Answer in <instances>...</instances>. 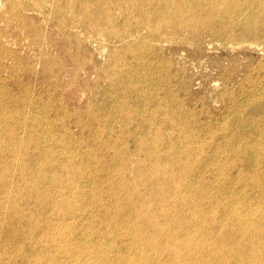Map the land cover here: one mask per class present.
<instances>
[{
	"label": "rangeland",
	"instance_id": "obj_1",
	"mask_svg": "<svg viewBox=\"0 0 264 264\" xmlns=\"http://www.w3.org/2000/svg\"><path fill=\"white\" fill-rule=\"evenodd\" d=\"M131 1L0 0V264H263L264 0Z\"/></svg>",
	"mask_w": 264,
	"mask_h": 264
},
{
	"label": "bare ground",
	"instance_id": "obj_2",
	"mask_svg": "<svg viewBox=\"0 0 264 264\" xmlns=\"http://www.w3.org/2000/svg\"><path fill=\"white\" fill-rule=\"evenodd\" d=\"M33 1H34V0H33ZM132 1H133V0H132ZM132 1H131V2H132ZM134 1H135V0H134ZM153 1H154V0H153ZM169 1H170V0H169ZM186 1H187V0H186ZM215 1H216V0H215ZM24 2H25V1H24ZM24 2H23V3H24ZM26 2H27V0H26ZM140 2H141V1H140ZM147 2H148V1H147ZM182 2H183V1H182ZM187 2H188V1H187ZM219 2H220V0H219ZM29 3H30V2H29ZM151 3H152V2H151ZM166 3H167V2H166ZM173 3H174V2H173ZM184 3H185V2H184ZM221 3H222V1H221ZM17 4H18V3H17ZM149 4H150V3H149ZM175 4H176V3H175ZM175 4H174V5H175ZM177 4H178V3H177ZM182 4H183V3H182ZM212 4H213V3H212ZM223 4L225 5V3H223ZM20 5H21V4H20ZM25 5H26V3H25ZM25 5H23V6L26 7ZM27 5H28V4H27ZM164 5H165V4H164ZM208 5H210V4L208 3ZM213 5H214V4H213ZM216 5H217V4H216ZM224 5H223V7H224ZM229 5H230V4H229ZM165 6H166V5H165ZM181 6H182V5H181ZM183 6H184V5H183ZM186 6H187V5H186ZM211 6H212V5H211ZM225 6H226V5H225ZM230 6H231V5H230ZM149 7H150V6H149ZM169 7H170V6H169ZM218 7H219V6H218ZM21 8H23V7H21ZM75 8H76V7H75ZM77 8H78V7H77ZM141 8H142V7H141ZM145 8H146V7H145ZM219 8H220V7H219ZM19 9H20V8H19ZM130 9H131V8H130ZM143 9H144V7H143ZM143 9H142V11H143ZM211 9H212V8H211ZM214 9H215V8H214ZM87 10H88V9H87ZM103 10H104V9H103ZM169 10H170V9H169ZM186 10H187V9H186ZM203 10H204V9H203ZM220 10H221V9H220ZM222 10H223V9H222ZM93 11H94V10H93ZM146 11H147V10H146ZM171 11H173V10H171ZM205 11H207V9H206ZM215 11H217V8H216ZM228 11H229V10H228ZM107 12H108V11H107ZM154 12H155V11H154ZM192 12H193V11H192ZM192 12H191V13H192ZM217 12H218V11H217ZM96 13H97V12H96ZM145 13H146V12H145ZM173 13H174V12H173ZM175 13H176V12H175ZM183 13H184V11H183ZM183 13H181L182 16H183ZM189 13H190V12H189ZM198 13H199V11H198ZM203 13H204V11H203ZM207 13H208V12H207ZM211 13H212V11H211ZM219 13H220V12H219ZM221 13H222V12H221ZM227 13H228V12H227ZM110 14H111V13H110ZM129 14H130V13H129ZM132 14H133V13H132ZM157 14H158V13H157ZM161 14H162V13H161ZM177 14H178V13H177ZM186 14H187V13H186ZM192 14H193V13H192ZM199 14H200V13H199ZM201 14H202V12H201ZM224 14H225V13H224ZM133 15H134V14H133ZM187 15H188V14H187ZM189 15H190V14H189ZM193 15H194V14H193ZM193 15H192V16H193ZM216 15H217V13H216ZM80 16H81V15H80ZM97 16H98V15H97ZM129 16H131V15H129ZM170 16H171V15H170ZM194 16H197V15H194ZM205 16H206V15H205ZM217 16H218V15H217ZM230 16H231V15H230ZM249 16H251V15H249ZM111 17H112V16H111ZM161 17H162V16H161ZM173 17H174V16H173ZM207 17H208V15H207ZM207 17H206V18H207ZM211 17H213V16H211ZM214 17H215V15H214ZM251 17H252V16H251ZM112 18H113V17H112ZM141 18H142V17H141ZM141 18H140V20H141ZM148 18H149V17H148ZM163 18H164V17H163ZM171 18H172V17H171ZM191 18H192V17H191ZM218 18H219V17H218ZM218 18H217V19H218ZM222 18H223V17H222ZM222 18H221V19H222ZM229 18H232V17H229ZM235 18L237 19V17H235ZM80 19H82V18L80 17ZM146 19H147V18H146ZM175 19H176V18H175ZM177 19H180V20H181V16H180V18L178 17ZM195 19H196V18H195ZM204 19H205V18H204ZM208 19H209V18H208ZM210 19H211V18H210ZM210 19H209V20H210ZM219 19H220V18H219ZM238 19H239V18H238ZM241 19H242V18H241ZM251 19H252V18H251ZM123 20H124V19H123ZM134 20H135V19H134ZM140 20H139V21H140ZM155 20H157V19H155ZM193 20H194V19H193ZM197 20H198V19H197ZM206 20H207V19H206ZM224 20H225V19H224ZM228 20H229V19H228ZM247 20H248V19H247ZM252 20H253V19H252ZM117 21H118V20H117ZM127 21H128V20H127ZM162 21H163V20H162ZM178 21H179V20H178ZM189 21H190V20H189ZM199 21H200V20H199ZM222 21H223V19H222ZM232 21H233V20H232ZM250 21H251V20H250ZM157 22H158V21H157ZM160 22H161V21H160ZM160 22H159V23H160ZM173 22H175V21L173 20ZM173 22H172V24H173ZM176 22H177V21H176ZM195 22H196V21H194V23H195ZM204 22H206V21H204ZM220 22H221V21H220ZM224 22H225V21H224ZM224 22H223V24H224ZM238 22H239V21H238ZM109 23H110V22H109ZM115 23H116V22H115ZM136 23H137V22H136ZM139 23H140V22H139ZM167 23H168V21H167ZM169 23H170V22H169ZM181 23H183V22H181ZM190 23H193V22H190ZM197 23H198V22H197ZM208 23H209V22H208ZM229 23H230V21H229ZM240 23H241V22H240ZM246 23H248V22H245V24H246ZM106 24H107V23H106ZM130 24H131V23H130ZM151 24H152V23H151ZM154 24H155V23H154ZM160 24L162 25V23H160ZM165 24H166V23H165ZM183 24H185V23H183ZM203 24H204V23H202L201 25H203ZM217 24H219V23H217ZM231 24H232V23H231ZM236 24H237V23H236ZM257 24H258V23H257ZM62 25H63V23H62ZM128 25H129V24H128ZM175 25H177V23H176ZM178 25H179V24H178ZM178 25H177V26H178ZM186 25H187V24H186ZM186 25H185V26H186ZM199 25H200V24H199ZM242 25H243V24H242ZM249 25H252V24H249ZM105 26H106V25H105ZM135 26H136V25H135ZM135 26H134V27H135ZM144 26H145V25H144ZM159 26H160V25H159ZM164 26H165V25H164ZM164 26H163V27H164ZM177 26H176V27H177ZM203 26H204V25H203ZM205 26H206V25H205ZM207 26H208V25H207ZM207 26H206V27H207ZM215 26H216V22H215V21H214V22H211L210 25H209V30H210V27L213 28V27H215ZM219 26H220V25H219ZM228 26H229V24H228ZM230 26H231V25H230ZM230 26H229V27H230ZM232 26H233V25H232ZM232 26H231V27H232ZM240 26H241V25H240ZM130 27H131V26H130ZM179 27H180V26H179ZM188 27L190 28V26H188ZM193 27H194V26H193ZM199 27H200V26H199ZM220 27H221V26H220ZM225 27H227V25H226ZM229 27H228V28H229ZM248 27H249V26H248ZM252 27H254V26H252ZM261 27H262V25H261ZM125 28H126V27H125ZM135 28L137 29V27H135ZM142 28H143V27H142ZM154 28H155V27H154ZM158 28H159V27H158ZM158 28H157V29H158ZM160 28H161V27H160ZM202 28H203V27H202ZM204 28H205V27H204ZM222 28H223V27H222ZM233 28H234V27H233ZM237 28H238V27H237ZM241 28H242V27H241ZM244 28L246 29V26H244ZM255 28H256V27H255ZM259 28H260V27H259ZM259 28H258V29H259ZM143 29H144V28H143ZM157 29H156V30H157ZM167 29H168V28H167ZM169 29H170V28H169ZM169 29H168V30H169ZM171 29H173V28H171ZM195 29H196V28H195ZM223 29H224V28H223ZM104 30H105V28H104ZM174 30H175V29H174ZM176 30H177V29H176ZM199 30H200V29H199ZM203 30H204V29H203ZM254 30L257 31V29H254ZM259 30H260V29H259ZM259 30H258V31H259ZM154 31H155V30H154ZM160 31H161V30H160ZM162 31H163V30H162ZM191 31H192V30H191ZM221 31H222V30H221ZM238 31H239V30H238ZM241 31H242V30H241ZM157 32H158V31H157ZM200 32H201V31H200ZM245 32H246V31H245ZM245 32H244V33H245ZM248 32H249V31H248ZM76 33H77V32H76ZM148 33H150V32H148ZM161 33H162V32H161ZM167 33H168V32H167ZM194 33H195V32H194ZM202 33H203V32H202ZM240 33H241V32H240ZM242 33H243V32H242ZM242 33H241V34H242ZM258 33H259V32H258ZM150 34H151V33H150ZM159 34H160V33H159ZM195 34H196V33H195ZM246 34H247V33H246ZM251 34H253V32H252ZM155 35H156V34H155ZM162 35H163V34H162ZM238 35H239V34H238ZM146 36H147V35H146ZM172 36H173V34H172ZM196 36H197V35H196ZM196 36H193V37H196ZM199 36H200V35H199ZM242 36H243V35H242ZM242 36H240V37H241V38H245L244 36H243V37H242ZM160 37H161V36H160ZM189 37H190V36H189ZM202 37H203V36H202ZM202 37H201V38H202ZM118 38H119V37H118ZM148 38H150V37H148ZM151 38H152V37H151ZM156 38H157V37H156ZM121 39H122V38H121ZM263 39H264V38H263ZM148 40H149V39H148ZM156 40H157V39H156ZM159 40L161 41L160 38H159ZM165 40H166V39H165ZM191 40H192V38H191ZM122 41H124V40H122ZM135 41H137V40H135ZM150 41H151V40H150ZM154 42H155V41H154ZM156 42H157V41H156ZM134 43H135V42H134ZM143 43H144V41H143ZM150 43H151V42H150ZM161 43H162V42H161ZM127 44H128V43H127ZM145 44H146V43H145ZM152 44H153V43H152ZM162 45H163V44H162ZM122 46H123V45H122ZM140 46H141V45H140ZM160 46H161V44H160ZM141 47H142V46H141ZM144 47H145V46H144ZM153 48H154V47H153ZM132 49H133V48H132ZM144 49H145V48H144ZM141 50H142V49H141ZM152 50H153V49H152ZM126 51H127V49H126ZM124 52H125V51H124ZM133 52H134V51H133ZM126 53H127V52H126ZM130 53H131V52H130ZM139 53H140V52H139ZM145 53H146V52H145ZM157 53H158V52H157ZM159 53H160V52H159ZM152 54H153V53H152ZM135 55H136V54H135ZM158 55H159V54H158ZM124 56H125V54H124ZM130 56H131V55H130ZM136 56H138V55H136ZM143 57H144V56H143ZM154 57H155V56H154ZM134 58H136V57H134ZM146 60H147V59H146ZM152 60H154V59H152ZM141 61H142V60H141ZM144 61H145V60H144ZM160 61H161V60H160ZM146 62H147V61H146ZM153 62H154V61H153ZM147 64H148V63H147ZM149 64H150V63H149ZM147 66H148V65H147ZM121 67H122V66H121ZM125 67H127V66H125ZM144 67H145V66H144ZM148 67H149V66H148ZM113 68H114V67H113ZM115 68H116V67H115ZM117 68H118V67H117ZM108 69H109V68H108ZM149 69H150V68H149ZM151 69H152V67H151ZM129 70H130V69H129ZM136 70H137V69H136ZM141 71H142V70H141ZM119 72H120V71H119ZM124 72H125V71H124ZM124 72H123V73H124ZM102 73H103V72H102ZM133 73H134V72H133ZM124 74L126 75V73H124ZM132 75H133V74H132ZM118 76H119V73H118ZM126 77H127V76H126ZM126 77H125V78H126ZM136 77H137V76H136ZM121 78H122V77H121ZM130 79H131V78H130ZM125 83H126V82H125ZM60 88H61V87H60ZM252 95H254V94H252ZM203 96H204V95H203ZM201 97H202V96H201ZM250 97H251V96H250ZM252 97H253V96H252ZM0 98L2 99L1 96H0ZM199 98H200V97H199ZM254 98H255V97H254ZM202 100H203V99H202ZM239 101H240V100H239ZM1 102H2V101H1ZM51 103H52V102H51ZM52 104H53V103H52ZM113 104H114V103H113ZM147 104H148V103H147ZM159 105H160V104H159ZM147 106H148V105H147ZM176 107H177V106H176ZM240 107H241V106H240ZM47 108H48V107H47ZM60 108H61V107H60ZM145 108H146V107H145ZM48 109H49V108H48ZM159 110H160V108H159ZM1 111H2V110H1ZM61 111H62V110H61ZM75 113H76V112H75ZM240 113H241V112H240ZM233 115H234V114H233ZM156 116H157V114H156ZM162 116H163V115H162ZM230 116H231V115H230ZM230 116H229V117H230ZM160 117H161V116H160ZM237 117H238V116H237ZM192 118H193V117H192ZM194 118H195V117H194ZM213 118H214V117H213ZM225 118H226V117H225ZM226 119H227V118H226ZM236 119H237V118H236ZM167 120H168V119H167ZM172 120H173V119H172ZM233 120H234V119H233ZM233 120H232V123H233ZM173 121H174V120H173ZM195 121H196V120H195ZM197 121H198V120H197ZM200 121H201V120H200ZM217 121H218V120H217ZM240 121H241V120H240ZM203 122H204V121H203ZM203 122H202V123H203ZM234 122H235V121H234ZM37 123H38V122H37ZM170 123H171V122H170ZM232 123H231V124H232ZM205 124H206V123H205ZM234 124H235V123H234ZM234 124H233V125H234ZM40 125H41V124H40ZM43 125H44V124H43ZM175 125H176V124H175ZM202 125H203V124H202ZM36 126H37V125H36ZM86 126H87V125H86ZM198 126H199V125H198ZM204 126H205V125H204ZM204 126H203V127H204ZM90 127H91V126H90ZM208 127H210V126H208ZM237 127H238V126H237ZM35 128H36V127H35ZM235 128H236V127H235ZM49 129H50V128H49ZM83 129H84V128H83ZM200 129H201V128H200ZM205 129H206V128H205ZM209 129H210V128H209ZM215 129H216V128H215ZM232 129H233V128H232ZM236 129H237V128H236ZM213 130H214V129H213ZM223 130H225V129H223ZM223 130H222V132H223ZM226 130H227V129H226ZM226 130H225V131H226ZM248 130H249V129H248ZM255 130H256V129H255ZM24 131H25V130H24ZM34 131H35V130H34ZM196 131H197V130H196ZM230 131H231V130H230ZM238 131H239V130H238ZM250 131H251V130H250ZM252 131H253V130H252ZM258 131H259V130H258ZM261 131H262V130H261ZM261 131H260V132H261ZM52 132H53V131H52ZM207 132H209V131H207ZM210 132H213V131L210 130ZM56 133H57V132H56ZM178 133H179V132H178ZM213 133H214V132H213ZM213 133H212V135L215 134V133H214V134H213ZM224 133H225V132H224ZM61 134H62V133H61ZM61 134H60V135H61ZM183 134H184V133H183ZM192 134H193V133H192ZM225 134H226V133H225ZM253 134H254V133H253ZM261 134H263V133H261ZM50 135H51V134H50ZM60 135H59V136H60ZM82 135H83V134H82ZM204 135H205V134H204ZM209 135H210V134H209ZM229 135H230V134H229ZM231 135H232V133H231ZM53 136H54V135H53ZM56 136H57V135H56ZM87 136H88V135H87ZM168 136H169V135H168ZM207 136H208V135H207ZM224 136H225V135H224ZM258 136H259V134H258ZM34 137H35V136H34ZM37 137H38V136H37ZM89 137H90V136H89ZM170 137H171V136H170ZM184 137H188V136L185 135ZM196 137H197V134H196ZM198 137H199V136H198ZM201 137H202V136H201ZM203 137H204V136H203ZM208 137H209V136H208ZM213 137H214V136H213ZM262 137H264V136H262ZM23 138H24V137H23ZM28 138H30V137H28ZM91 138H92V137H91ZM176 138H177V137H176ZM225 138H227V137H225ZM236 138L239 139V137H236ZM240 138H241V137H240ZM30 139H31V138H30ZM32 139H34V138H32ZM38 139H39V138H38ZM134 139H136V138H134ZM183 139H185V138H183ZM211 139H212V136H211ZM247 139H249V138H247ZM59 140H60V139H59ZM162 140H163V139H162ZM231 140H232V139H231ZM260 140H262V138H261ZM3 141H4V140H3ZM45 141H46V140H45ZM60 141H61V140H60ZM63 141H64V139H63ZM160 141H161V140H160ZM180 141H181V138H180ZM185 141H186V140H185ZM188 141H189V140H188ZM207 141H208V139H207ZM240 141H241V140H239V143H240ZM34 142H35V141H34ZM46 142H47V141H46ZM101 142L103 143V141H101ZM161 142H162V141H161ZM174 142H176V141H174ZM186 142H187V141H186ZM186 142H185V143H186ZM205 142H206V140H205ZM208 142H209V141H208ZM211 142H212V141H211ZM241 142H243V141H241ZM249 142H250V141H249ZM257 142H258V141H257ZM262 142H263V141H262ZM37 143H38V142H37ZM47 143H48V142H47ZM93 143H94V142H93ZM102 143H101V144H102ZM138 143H141V142H138ZM142 143H143V142H142ZM181 143H182V142H181ZM216 143H217V141H216ZM224 143H227V142H224ZM251 143H252V142H251ZM255 143H256V141H255ZM161 144H162V143H161ZM174 144H175V143H174ZM187 144H188V143H187ZM195 144H196V143H195ZM197 144H198V143H197ZM200 144H201V143H200ZM205 144H206V143H205ZM209 144H210V142L208 143V146H209ZM40 145H41V144H40ZM97 145H98V144H97ZM135 145H137V144H135ZM139 145H140V144H139ZM171 145H172V146H169V149H170V147H173V144H171ZM176 145H177V144H176ZM188 145H189V144H188ZM212 145H213V144H212ZM237 145H238V144H237ZM239 145H241V144H239ZM245 145H246V143H245ZM256 145H259V144H256ZM38 146H39V145H38ZM182 146L184 147V145H182ZM242 146H243V144H242ZM175 147H176V146H175ZM198 147H199V146H198ZM238 147H239V146H238ZM238 147H237V149H238ZM243 147H244V146H243ZM249 147H250V146H249ZM98 148H99V146H98ZM179 148H180V146H179ZM185 148H186V146H185ZM187 148H188V147H187ZM199 148H200V147H199ZM206 148H207V147H206ZM215 148H216V147H215ZM259 148H260V146H259ZM44 149H45V148H44ZM47 149H48V148H47ZM144 149H145V147H144ZM146 149H148V148H146ZM159 149H160V148H159ZM171 149H172V148H171ZM189 149H190V148H189ZM194 149H195V148H194ZM196 149H197V148H196ZM209 149H210V147H209ZM262 149H264V145H263V148H262ZM45 150H46V149H45ZM132 150H133V149H132ZM172 150H173V149H172ZM183 150H184V149H183ZM198 150H199V149H198ZM216 150H217V149H216ZM241 150H242V149H241ZM152 151H153V150H152ZM167 151H169V150H167ZM174 151H175V149H174ZM193 151H194V150H193ZM207 151H208V150H207ZM244 151H246V150L244 149ZM172 152H173V151H172ZM180 152H181V151H180ZM188 152H189V151H188ZM199 152H200V151H199ZM251 152H252V151H251ZM143 153H144V152H143ZM162 153H163V152H162ZM165 153H166V152H165ZM165 153H164V154H165ZM167 153H168V152H167ZM167 153H166V154H167ZM169 153H170V152H169ZM181 153H182V152H181ZM185 153H187V152H185ZM202 153H203V152H202ZM238 153L240 154V152H238ZM243 153H245V152H243ZM148 154H149V153H148ZM166 154H165V155H166ZM173 154H174V153H173ZM173 154H172V155H173ZM182 154H183V153H182ZM203 154H204V153H203ZM239 154H238V155H239ZM241 154H242V153H241ZM241 154H240V155H241ZM261 154H262V153H261ZM138 155H139V154H138ZM154 155H156V154H154ZM172 155H171V156H172ZM178 155H179V154H178ZM178 155H177V156H178ZM184 155H185V154H184ZM199 155H200V154H199ZM232 155H233V154H232ZM247 155H248V154H247ZM162 156H163V155H162ZM175 156H176V155H175ZM189 156H190V155H189ZM193 156H194V155H193ZM193 156H192V157H193ZM206 156H207V155H206ZM219 156H220V155H219ZM222 156H225V155H223V153H222ZM235 156H236V155H235ZM169 157H170V156H169ZM179 157H180V156H179ZM184 157H185V156H184ZM194 157H195V156H194ZM194 157H193V159H194ZM241 157H242V156H241ZM248 157H250V155H249ZM248 157H247V158H248ZM258 157H259V156H258ZM148 158H149V157H148ZM165 158H166V157H165ZM165 158H164V159H165ZM177 158H178V157H177ZM214 158H215V160H216V157H214ZM235 158H236V157H235ZM159 159H161V157H160ZM162 159H163V157H162ZM171 159H172V158H171ZM173 159H174V158H173ZM173 159H172V160H173ZM178 159H180V158H178ZM189 159H190V158H189ZM189 159H188V160H189ZM197 159H198V158H197ZM197 159H196V160H197ZM228 159H229V158H228ZM236 159H237V158H236ZM39 160H41V159L39 158ZM180 160H181V159H180ZM185 160H186V159H185ZM191 160H192V159H191ZM234 160H235V159H234ZM250 160H252V159H250ZM166 161H167V160H166ZM189 161H190V160H189ZM230 161H232V160H230ZM259 161H260V160H259ZM36 162H37V161H36ZM38 162H39V161H38ZM41 162H42V161H41ZM45 162H46V161H45ZM50 162H51V161H50ZM148 162H149V161H148ZM169 162H170V161H169ZM171 162H172V161H171ZM178 162H179V161H178ZM180 162H181V161H180ZM201 162H202V161H201ZM201 162L198 161V163H201ZM207 162H208V161H207ZM222 162H223V161H222ZM227 162H228V161H227ZM235 162H237V161H235ZM257 162H258V161H257ZM42 163H43V162H42ZM140 163H141V162H140ZM140 163H138V164H140ZM161 163H162V162H161ZM175 163H176V162H175ZM184 163H186V162H184ZM196 163H197V162H196ZM212 163H214V162H212ZM219 163H220V162H219ZM232 163H233V161L231 162V164H232ZM237 163H238V162H237ZM247 163H248V161H247ZM262 163H263V162H262ZM6 164H7V163H6ZM46 164H47V163H46ZM165 164H166V163H165ZM190 164H191V163H190ZM194 164H195V163H194ZM220 164H221V163H220ZM228 164H229V163H228ZM235 164H236V163H235ZM31 165H32V164H31ZM34 165H37V164H34ZM142 165H143V164H142ZM157 165H158V164H157ZM171 165H173V162H172V164H170L169 166H171ZM187 165H188V164H187ZM226 165H227V163H226ZM241 165H242V164H241ZM241 165H240V166H241ZM246 165H247V164H246ZM253 165H254V164H253ZM259 165H260V164H259ZM262 165H263V164H262ZM40 166H41V164H40ZM180 166H181V165H180ZM199 166H201V165H199ZM207 166H208V165H207ZM210 166H211V165H210ZM212 166H214V165H212ZM238 166H239V165H238ZM254 166H255V165H254ZM152 167H153V166H152ZM157 167H158V166H156V168H157ZM173 167H174V166H173ZM181 167H182V166H181ZM191 167H193V166H191ZM214 167H217V166H214ZM220 167H221V166H220ZM257 167H258V166H257ZM31 168H32V167H31ZM130 168H131V167H130ZM154 168H155V167H154ZM156 168H155V169H156ZM158 168H159V167H158ZM161 168H162V167H161ZM176 168H177V167H176ZM179 168H180V167H179ZM201 168H202V167H201ZM207 168H208V167H207ZM207 168H206V169H207ZM217 168H218V167H217ZM217 168H215V169H217ZM221 168H223V167H221ZM221 168H220V170H221ZM227 168H229V166H228ZM244 168H245V167H244ZM249 168H250V167H249ZM249 168H248V169H249ZM252 168H253V167H252ZM15 169H16V168H15ZM38 169H39V168H38ZM132 169H133V166H132ZM140 169H141V168H140ZM140 169H139V170H140ZM142 169H144V168H142ZM168 169H170V168H168ZM172 169H173V168H172ZM198 169H199V168H198ZM236 169H237V168H236ZM242 169H243V167H242ZM242 169H240V170H242ZM250 169H251V168H250ZM258 169H259V168H258ZM33 170H35V169H33ZM41 170H42V168H41ZM130 170H131V169H130ZM159 170H161V169L159 168ZM164 170H167V168L164 169ZM177 170H178V168H177ZM182 170H183V169H182ZM189 170H190V169H189ZM200 170H201V169H200ZM208 170H209V169H208ZM208 170H207V171H208ZM251 170H252V169H251ZM253 170H254V169H253ZM1 171H2V170H1ZM131 171H132V170H131ZM170 171H171V170H170ZM179 171H181V170H178V172H179ZM204 171H205V170H204ZM210 171H211V173H214V171L212 172L211 169H210ZM226 171H228V169H227ZM229 171H230V170H229ZM229 171H228V172H229ZM231 171H232V170H231ZM244 171H246V170H244ZM135 172H136V171H135ZM152 172H153V171H152ZM173 172H174V171H173ZM183 172H184V171H183ZM196 172H197V171H196ZM224 172H225V171H224ZM228 172H227V173H228ZM252 172H253V171H252ZM256 172H257V171H256ZM263 172H264V171H263ZM131 173H132V172H131ZM160 173H161V172H160ZM163 173H164V171H163ZM168 173H169V172H168ZM184 173H185V172H184ZM187 173H188V172H187ZM207 173H209V172H207ZM222 173H223V172H222ZM230 173H231V172H230ZM244 173H245V172H244ZM145 174H146V173H145ZM151 174H152V173H151ZM155 174H156V173H155ZM155 174H154V175H155ZM171 174H173V173H171ZM171 174H170V175H171ZM189 174H190V173H188V175H189ZM199 174H200V173H199ZM205 174H206V173H205ZM141 175H142V174H141ZM166 175H167V174H166ZM177 175H178V174H177ZM181 175H182V174H181ZM195 175H196V174H195ZM195 175H194V176H195ZM220 175H222V174H220ZM227 175H228V174H227ZM247 175H248V174H247ZM260 175H261V174H260ZM66 176H67V175H66ZM137 176H138V175H137ZM142 176H145V175H142ZM146 176H147V175H146ZM152 176H153V175H152ZM179 176H180V175H179ZM182 176H183V175H182ZM184 176H185V175H184ZM184 176H183V177H184ZM194 176H192V177H194ZM208 176H210V175L208 174ZM212 176H213V175H212ZM228 176H229V175H228ZM250 176H252V175H250ZM253 176H254V174H253ZM133 177H134V176H133ZM225 177H226V175H225ZM236 177H237V176H236ZM138 178H139V177H138ZM141 178H142V177H141ZM143 178H144V177H143ZM148 178H149V177H148ZM151 178H153V177H151ZM166 178H167V177H166ZM166 178H165V179H166ZM187 178H188V177H187ZM229 178H230V176H229ZM240 178H241V177H240ZM248 178H249V177H248ZM253 178H254V177H253ZM253 178H252V180H253ZM261 178H262V177H261ZM72 179H73V178H70V180H72ZM133 179H134V178H133ZM153 179H154V178H153ZM175 179H176V178H175ZM175 179H174V180H175ZM181 179H182V178H181ZM188 179H189V178H188ZM202 179H203V178H202ZM202 179H201V180H202ZM215 179H216V178H215ZM219 179H220V178H219ZM244 179H245V178H244ZM257 179H258V178H257ZM262 179H263V178H262ZM131 180H132V179H131ZM148 180H149V179H148ZM148 180H147V182H148ZM168 180H170V179H168ZM241 180H242V179H241ZM76 181H77V180H76ZM149 181H150V180H149ZM163 181H164V180H163ZM178 181H179V180H178ZM186 181H187V180H186ZM194 181H195V180H194ZM220 181H222V180H220ZM243 181H245V180H243ZM261 181H262V180H261ZM72 182H73V180H72ZM74 182H75V181H74ZM128 182H129V181H128ZM150 182H151V181H150ZM167 182H168V181H167ZM172 182H173V181H172ZM201 182L203 183V180H202ZM209 182H210V181H209ZM237 182H238V181H237ZM239 182H240V181H239ZM249 182H250V181H249ZM257 182H258V181H257ZM75 183H77V182H75ZM145 183H146V182H145ZM148 183H149V182H148ZM161 183H163V182H161ZM187 183H188V182H187ZM206 183H207V182H206ZM216 183H217V182H216ZM220 183H221V182H220ZM245 183H246V182H245ZM260 183H261V182H260ZM77 184H78V183H77ZM77 184H76V185H77ZM80 184H81V183H80ZM114 184H115V183H114ZM129 184H130V183H129ZM146 184H147V183H146ZM152 184H153V183H152ZM166 184H167V183H166ZM174 184H175V183H174ZM178 184L181 185L182 183H178ZM199 184H200V182H199ZM210 184H211V183H210ZM210 184H209V185H210ZM212 184H213V183H212ZM255 184H256V183H255ZM261 184H262V183H261ZM261 184H260V185H261ZM76 185H74V186H76ZM112 185H113V184H112ZM118 185H119V184H118ZM118 185H117V186H118ZM142 185H143V184H142ZM157 185H158V184H157ZM159 185H160V184H159ZM159 185H158V186H159ZM168 185H169V184H168ZM214 185H215V184H214ZM214 185H213V186H214ZM218 185H219V184H218ZM238 185H239V184H238ZM250 185H251V184H250ZM262 185H263V184H262ZM66 186H67V185H66ZM119 186H120V185H119ZM128 186H129V185H128ZM150 186H151V185H150ZM155 186H156V185H155ZM181 186H182V185H181ZM201 186H203V185H201ZM201 186H200V187H201ZM204 186H205V184H204ZM227 186H228V185H227ZM231 186H232V184H231ZM244 186H245V185H244ZM76 187H77V186H76ZM76 187H75V188H76ZM125 187H126V186H125ZM178 187H179V185H178ZM186 187H187V186H186ZM191 187H193V186H191ZM198 187H199V186H198ZM215 187L217 188V186H215ZM247 187H248V186H247ZM251 187H252V185H251ZM254 187H255V186H254ZM258 187H259V186H258ZM62 188H64V187H62ZM69 188H70V187H69ZM126 188H127V187H126ZM137 188H139V187H137ZM162 188H163V187H162ZM171 188H172V187H171ZM173 188H174V187H173ZM176 188H177V187H176ZM176 188H175V189H176ZM180 188H182V187H180ZM221 188H222V187H221ZM223 188H224V187H223ZM227 188H228V187H227ZM229 188H231V187H229ZM233 188H234V187H233ZM235 188H236V187H235ZM240 188H241V187H240ZM77 189H78V188H77ZM81 189H82V188H81ZM131 189H132V188H131ZM139 189H142V188H139ZM160 189H161V188H160ZM177 189H178V188H177ZM198 189H199V188H198ZM209 189H210V188H209ZM217 189H218V188H217ZM217 189H216V190H217ZM244 189H245V188H243V190H244ZM251 189H252V188H251ZM254 189H255V188H254ZM261 189H263V188L261 187ZM132 190H133V189H132ZM134 190L136 191V189H134ZM151 190H152V189H151ZM151 190H150V191H151ZM163 190H164V189H163ZM171 190H172V189H171ZM178 190H179V189H178ZM201 190H202V189H201ZM203 190H204V189H203ZM203 190H202V191H203ZM212 190H214V189H212ZM258 190H259V189H258ZM263 190H264V189H263ZM77 191H78V190H77ZM135 191H134V192H135ZM155 191H156V190H155ZM158 191H160V190H158ZM192 191H194V190H192ZM195 191H197V189H196ZM195 191L192 192V193H195ZM209 191H210V190H209ZM219 191H220V190H219ZM245 191H246V190H245ZM64 192H65V189H64ZM79 192H80V191H79ZM79 192H77V194H78ZM134 192H133V194H134ZM170 192H171V191H170ZM172 192L174 193L173 190H172ZM175 192H176V191H175ZM177 192H178V191H177ZM199 192H200V191H199ZM211 192H212V191H211ZM213 192H214V191H213ZM215 192H216V191H215ZM217 192H218V191H217ZM220 192H224V191L222 190V191H220ZM238 192H239V190H238ZM259 192H260V190H259ZM65 193H66V192H65ZM80 193H81V192H80ZM155 193H156V192H155ZM162 193H163V192H162ZM167 193H168V192H167ZM180 193H181V192H180ZM184 193H185V192H184ZM200 193H203V192H200ZM240 193H241V192H240ZM248 193H249V192H248ZM255 193H256V192H255ZM105 194H106V193H105ZM133 194H132V195H133ZM169 194H170V193H169ZM182 194H183V193H182ZM185 194H186V193H185ZM196 194H197V193H196ZM198 194H199V193H198ZM203 194H204V193H203ZM205 194H206V193H205ZM205 194H204V195H205ZM207 194H209V192H208ZM242 194H243V193H242ZM249 194H250V193H249ZM249 194H248V195H249ZM256 194H257V193H256ZM135 195H136V194H135ZM143 195H144V194H143ZM163 195H164V194H163ZM163 195H160V196L162 197ZM171 195H172V197H173V194H171ZM178 195H179V194H178ZM187 195H188V193H187ZM189 195H190V194H189ZM191 195H192V194H191ZM216 195H217V194H216ZM231 195H232V194H231ZM240 195H241V194H240ZM240 195H239V196H240ZM243 195H244V194H243ZM243 195H242V196H243ZM252 195H253V194H252ZM254 195H255V194H254ZM254 195H253V196H254ZM261 195H262V194H261ZM263 195H264V191H263ZM140 196H141V195H140ZM145 196H146V195H145ZM150 196H151V195H150ZM152 196H153V195H152ZM154 196H155V195H154ZM157 196H158V195H157ZM160 196H158V197H160ZM209 196H210V195H209ZM245 196H246V195H245ZM253 196H252V197H253ZM116 197H117V196H116ZM148 197H149V196H148ZM155 197H156V196H155ZM158 197H157V198H158ZM168 197H169V196H168ZM172 197H171V198H172ZM180 197L183 198V196H180ZM184 197H185V196H184ZM194 197H195V196H194ZM207 197H208V196H207ZM214 197H215V195H214ZM221 197H222V195H221ZM233 197H234V196H233ZM233 197H232V198H233ZM254 197H255V196H254ZM260 197H261V196H260ZM262 197H263V196H262ZM262 197H261V198H262ZM146 198H147V197H146ZM157 198H156V199H157ZM174 198H175V196H174ZM188 198H189V197H188ZM188 198H187V196H186L185 199L188 200ZM203 198H204V197H203ZM210 198H213V197H210ZM219 198H220V197H219ZM224 198H225V197H224ZM229 198H230V197H229ZM232 198H231V199H232ZM236 198H238V197H236ZM241 198H242V197H241ZM248 198H249V197H248ZM263 198H264V197H263ZM108 199H109V198H108ZM165 199H166V198H165ZM180 199H181V198H180ZM183 199H184V198H183ZM185 199H184V200H185ZM198 199H199V198H198ZM216 199H217V198H216ZM259 199H260V198H259ZM110 200H111V199H110ZM146 200H147V199H146ZM163 200H164V199H163ZM167 200H168V199H167ZM184 200H183V201H184ZM191 200H192V199H191ZM191 200H190V201H191ZM211 200H212V199H211ZM221 200H222V199H221ZM240 200H241V199H240ZM260 200H261V199H260ZM133 201H134V200H133ZM150 201H151V200H150ZM171 201H172V200H171ZM171 201H170V202H171ZM173 201H174V199H173ZM177 201H178V200H177ZM177 201H176V202H177ZM193 201H194V200H193ZM193 201H192V202H193ZM203 201H204V200H203ZM215 201H216V200H215ZM218 201H219V200H218ZM224 201H226V200H224ZM242 201H244V197H243V200H242ZM251 201H252V199H251ZM257 201H259V200L257 199ZM261 201H262V200H261ZM72 202H73V201H72ZM104 202H105V200H104ZM123 202H125V201H123ZM165 202H166V201H165ZM170 202H169V203H170ZM179 202H180V201H179ZM187 202H188V201H187ZM197 202H198V201H197ZM213 202H214V201H213ZM213 202H212V203H213ZM216 202H217V201H216ZM222 202H223V201H222ZM229 202H230V200H229ZM233 202H234V201H233ZM244 202H245V201H244ZM106 203H107V202H106ZM149 203H150V202H149ZM159 203H162V202H159ZM182 203H183V202H182ZM185 203H186V202H185ZM201 203H202V202H201ZM203 203H205V202H203ZM236 203H237V201H236ZM238 203H239V202H238ZM238 203H237V204H238ZM255 203H256V202H255ZM257 203L260 204V201L257 202ZM257 203H256V205H258ZM263 203H264V202H263ZM102 204H103V203H102ZM183 204H184V203H183ZM183 204H182V206H183ZM190 204H191V203H190ZM210 204H211V203H210ZM220 204H221V201H220ZM226 204H227V203H226ZM250 204H251V203H250ZM105 205H106V204H105ZM113 205H114V204H113ZM139 205H140V204H139ZM145 205H146V204H145ZM147 205H149V204H147ZM159 205H160V204H159ZM164 205H165V204H164ZM166 205H168V204H166ZM170 205H171V204H169L168 206H170ZM174 205H175V204H174ZM177 205H179V203H178ZM186 205H187V204H186ZM193 205H194V203H193ZM193 205H192V207H193ZM197 205H198V203H197ZM214 205H216V204H214ZM238 205H239V204H238ZM242 205H243V203H242ZM242 205H241V206H242ZM245 205H246V204H245ZM247 205H248V204H247ZM251 205H252V204H251ZM261 205H262V204H261ZM149 206H150V205H149ZM208 206H209V205H208ZM231 206H232V204H231ZM235 206H236V204H235ZM235 206H233V208H234ZM241 206H239V207H241ZM105 207H106V206H105ZM116 207H118V206L116 205ZM139 207H140V206H139ZM154 207H155V206H154ZM156 207H157V206H156ZM156 207H155V208H156ZM176 207H177V206H176ZM187 207H188V205H187ZM189 207H191V206H189ZM203 207H204V206H203ZM213 207H214V206H212V209H213ZM218 207H219V206H218ZM225 207H226V206H225ZM229 207H230V206H229ZM245 207H246V206H245ZM249 207H250V206H249ZM252 207H253V206H252ZM255 207H256V206H255ZM261 207H262V206H261ZM261 207H260V208H261ZM70 208H71V205H70ZM102 208H103V207H102ZM107 208H108V207H107ZM137 208H138V207H137ZM152 208H153V206H152ZM160 208H162V207L160 206ZM164 208H166V207H164ZM173 208H174V206H173ZM185 208H186V207H185ZM233 208H232V209H233ZM235 208H236V207H235ZM235 208H234V210H236ZM241 208H242V207H241ZM263 208H264V207H263ZM72 209H73V208H72ZM116 209H117V208H116ZM122 209H123V208H122ZM149 209H150V208H149ZM149 209H146V210H149ZM175 209L178 210V208H175ZM175 209H174V210H175ZM181 209H182V208H181ZM187 209H188V208H187ZM197 209H198V208H197ZM206 209H207V207H206ZM218 209H221V208L219 207ZM218 209H217V211H218ZM227 209H228V208H227ZM242 209H243V208H242ZM249 209H250V208H249ZM117 210H119V209H117ZM146 210H145V211H146ZM156 210H157V209H156ZM162 210H163V209H162ZM165 210H166V209H165ZM165 210H164V211H165ZM170 210H171V209H170ZM193 210H194V209H193ZM195 210H196V209H195ZM215 210H216V209H215ZM225 210H226V209H225ZM229 210H230V209H229ZM246 210H247V209H246ZM251 210H252V209H251ZM257 210H258V209H257ZM261 210H263V209H261ZM168 211H169V210H168ZM198 211H199V210H198ZM203 211H204V210H203ZM203 211H202V212H203ZM206 211H207V210H206ZM212 211H213V210H212ZM259 211H260V210H259ZM146 212H147V211H146ZM176 212H177V211H176ZM192 212H193V211H192ZM194 212H195V211H194ZM208 212H209V211H208ZM214 212H215V211H214ZM219 212H220V211H219ZM229 212H230V211H229ZM232 212H233V211H232ZM243 212L245 213L244 215H247L245 211H243ZM249 212H250V211H249ZM251 212H252V211H251ZM255 212H256V211H255ZM255 212H253V213H255ZM70 213H71V212H70ZM148 213H149V211H148ZM159 213H160V210H159ZM174 213H175V211H174ZM174 213H173V214H174ZM177 213H178V212H177ZM179 213H180V212H179ZM203 213L205 214V212H203ZM206 213H207V212H206ZM220 213H221V212H220ZM224 213H225V212H224ZM235 213L237 214L236 211H235ZM238 213H239V211H238ZM74 214H75V213H74ZM135 214H136V213H135ZM142 214H143V213H142ZM145 214L147 215V213H145ZM161 214H162V213H161ZM165 214H166V213H165ZM170 214H171V213H170ZM196 214H197V213H196ZM196 214H195V215H196ZM208 214H209V213H208ZM216 214H217V213H216ZM231 214H232V213H231ZM249 214H250V213H249ZM262 214H263V212H262ZM77 215H78V214H77ZM109 215H110V214H109ZM148 215H149V214H148ZM183 215H184V214H183ZM191 215H192V214H191ZM200 215H201V214H200ZM229 215H230V214H229ZM238 215H239V214H238ZM238 215H237V217H238ZM255 215H256V214H255ZM259 215H260V214H259ZM259 215H258V216H259ZM71 216H72V215H71ZM153 216H155V215H153ZM156 216H157V214H156ZM158 216H159V215H158ZM174 216H175V214H174ZM174 216H173V219H174ZM189 216H190V215H189ZM193 216H194V215H193ZM202 216L204 217V215H202ZM202 216H201V218H202ZM217 216H218V215H217ZM219 216H220V215H219ZM222 216H223V215H222ZM227 216H228V215H227ZM234 216H235V215H234ZM253 216H254V214H253ZM142 217H144V216L142 215ZM151 217H152V216H151ZM151 217H150V218H151ZM162 217H163V216H162ZM164 217H165V216H164ZM176 217H177V216H176ZM212 217H213V216H212ZM214 217H215V215H214ZM242 217H243V216H242ZM244 217H245V216H244ZM249 217H250V216H248V217H246V218H249ZM259 217H260V216H259ZM77 218H78V217H77ZM112 218H113V217H112ZM123 218H124V217H123ZM138 218H139V217H138ZM156 218H157V217H156ZM159 218H160V217H159ZM180 218H181V217H180ZM185 218H186V217H185ZM190 218H191V217H190ZM201 218H200V219H201ZM233 218H234V217H233ZM233 218H231V219H233ZM255 218H256V217H255ZM263 218H264V216H263ZM108 219H110V218H108ZM127 219H128V218H127ZM130 219H132V218L130 217ZM146 219H147V217H146ZM157 219H158V218H157ZM169 219H171V218H169ZM176 219H179V217L176 218ZM176 219H175V220H176ZM193 219H195V217H194ZM205 219H206V218H205ZM208 219H209V217H208ZM221 219H223V218H221ZM224 219H225V218H224ZM228 219H229V218H228ZM231 219H230V220H231ZM237 219H240V218H237ZM237 219H236V220H237ZM250 219H251V218H250ZM76 220H77V219H76ZM143 220H144V219H143ZM148 220H149V219H148ZM159 220H161V219H159ZM166 220H167V219H166ZM186 220H187V219H186ZM191 220H192V219H191ZM251 220H253V218H252ZM261 220H263V219H261ZM105 221H106V220H105ZM115 221H116V220H115ZM163 221H164V220H163ZM169 221H170V220H169ZM171 221H172V220H171ZM182 221H183V220H182ZM184 221H185V220H184ZM184 221H183V222H184ZM204 221H205V220H204ZM209 221H210V220H209ZM213 221H214V219H213ZM217 221H218V220H217ZM244 221H245V220H244ZM253 221H254V220H253ZM263 221H264V220H263ZM111 222H112V220H111ZM155 222H156V220H155ZM158 222H159V221H158ZM175 222H177V220H176ZM178 222H179V221H178ZM190 222H191V221H190ZM214 222H216V221H214ZM214 222H213V223H214ZM223 222H225V221H223ZM247 222H248V221H247ZM259 222H260V221H258V223H259ZM68 223H69V222H68ZM70 223H71V222H70ZM70 223H69V224H70ZM106 223H109V222L106 221ZM153 223H154V222H153ZM156 223H157V222H156ZM160 223H161V222H160ZM164 223H165V222H164ZM170 223H171V222H170ZM170 223H169V224H170ZM186 223H187V222H186ZM204 223H205V222H204ZM204 223H203V224H204ZM209 223H210V222H209ZM209 223H207V224H209ZM211 223H212V222H211ZM218 223H219V222H218ZM228 223H229V222H228ZM241 223H242V222H241ZM71 224H72V223H71ZM73 224H74V223H73ZM100 224H101V223H100ZM167 224H168V222H167ZM167 224H166V225H167ZM182 224H183V223H182ZM187 224H188V223H187ZM200 224H201V223H199V226H200ZM224 224H225V223H224ZM230 224H231V223H230ZM232 224H233V223H232ZM243 224H246V223H243ZM247 224H249V223H247ZM250 224H253V222H251ZM263 224H264V223H263ZM141 225H142V224H141ZM158 225H159V224H158ZM173 225H174V224H173ZM211 225H212V224H211ZM216 225H217V223H216ZM225 225H226V224H225ZM228 225H229V224H228ZM234 225H235V224H234ZM139 226H140V225H139ZM154 226H155V225H154ZM169 226H170V225H169ZM171 226H172V225H171ZM186 226H187V225H186ZM189 226H190V224H189ZM205 226H206V225H205ZM221 226H224V225H221ZM221 226H220V227H221ZM237 226H238V225H237ZM243 226H244V225H243ZM243 226L241 225L240 227L243 228ZM256 226H258V225L256 224ZM256 226L253 227V228H256ZM107 227H108V226H107ZM121 227H123V226H121ZM166 227H168V225H167ZM182 227H184V226H182ZM187 227H188V226H187ZM195 227H196V226H195ZM203 227H204V225H203ZM232 227H233V226H232ZM68 228H69V227H68ZM101 228H102V225H101ZM152 228H153V227H152ZM152 228H150V229H152ZM161 228H163V227L161 226ZM178 228L180 229V226H178ZM178 228H177V229H178ZM185 228H186V227H185ZM216 228H217V227H216ZM222 228H223V227H222ZM244 228H245V227H244ZM248 228H250V227H248ZM261 228H262V227H261ZM72 229H73V228H72ZM171 229H172V227H171ZM183 229H184V228H183ZM186 229H187V228H186ZM186 229H184V230H186ZM218 229H219V228H218ZM225 229H226V228H225ZM225 229H224V230H225ZM55 230H56V229H55ZM64 230H65V229H64ZM173 230H174V229H173ZM187 230H188V229H187ZM198 230H200V229H198ZM208 230H210V228H209ZM208 230H207V231H208ZM221 230H222V229H221ZM236 230H237V229H236ZM262 230H263V229H262ZM156 231H158V229H157ZM163 231H165V230H163ZM175 231H177V230H175ZM178 231H179V230H178ZM204 231H206V230H204ZM216 231H217V230H216ZM218 231H219V230H218ZM218 231H217V232H218ZM226 231H227V230H226ZM229 231H230V230H229ZM250 231H251V230H250ZM59 232H60V231H59ZM96 232H97V231H96ZM147 232H148V231H147ZM159 232H160V231H159ZM185 232H186V231H185ZM185 232H183V233H185ZM192 232H193V231H192ZM208 232H210V231H208ZM208 232H206V233H208ZM213 232H214V231H213ZM221 232H222V231H221ZM223 232H224V231H223ZM230 232H231V231H230ZM254 232H255V230H254ZM101 233H102V231H101ZM108 233H109V232H108ZM180 233H181V231H180ZM187 233H188V232H187ZM190 233H191V227H190ZM197 233H198V232H197ZM90 234H91V233H90ZM102 234H103V233H102ZM144 234H145V233H144ZM156 234H157V233H156ZM163 234H165V233H163ZM169 234H170V233H169ZM173 234H175V232H174ZM224 234H225V233H224ZM231 234H232V233H231ZM231 234H229V235H231ZM261 234H262V233H261ZM59 235H60V234H59ZM165 235H166V234H165ZM188 235H189V234H188ZM190 235H191V234H190ZM232 235H233V234H232ZM249 235H250V234H249ZM255 235H256V234H255ZM255 235H254V236H255ZM257 235H258V233H257ZM141 236H142V235H141ZM152 236H153V235H152ZM158 236H159V235H157V237H158ZM160 236H161V235H160ZM163 236H164V235H163ZM178 236H179V235H178ZM178 236H177V237H178ZM191 236H193V235H191ZM207 236H209V235H207ZM207 236H206V237H207ZM212 236H213V235H212ZM233 236H234V235H233ZM131 237H132V236H131ZM147 237H148V236H147ZM149 237H150V235H149ZM153 237H154V236H153ZM166 237H167V236H166ZM168 237H169V236H168ZM174 237H175V236H174ZM177 237H176V238H177ZM180 237H181V236H180ZM183 237H184V236H183ZM193 237H194V236H193ZM218 237H219V235H218ZM218 237H216V238L218 239ZM227 237H228V236H227ZM231 237H232V236H231ZM251 237H253V236H251ZM116 238H117V237H116ZM120 238H121V236H120ZM143 238H144V237H143ZM155 238H156V236H155ZM185 238H186V236H185ZM188 238H189V237H188ZM212 238L214 239V237H212ZM134 239H135V238H134ZM156 239H157V238H156ZM156 239L153 240V241L156 242V243L158 244V242L156 241ZM160 239H161V238H160ZM166 239H167V238H166ZM181 239H182V238H181ZM193 239H194V238H193ZM201 239H202V238H201ZM203 239H205V236H204ZM207 239H208V237H207ZM226 239H227V238H226ZM228 239H229V238H228ZM246 239H247V238H246ZM248 239L250 240V238H248ZM253 239H254V237H253ZM92 240H93V239H92ZM109 240H110V239H109ZM117 240H118V239H117ZM119 240H120V239H119ZM148 240H149V239H148ZM157 240H158V239H157ZM187 240H189V239H187ZM205 240H206V239H205ZM215 240H216V239H215ZM218 240H219V239H218ZM220 240H221V239H220ZM240 240H241V238H240ZM244 240H245V239H244ZM249 240H247V241H249ZM65 241H66V240H65ZM94 241H95V240H94ZM110 241H111V240H110ZM142 241H143V240H142ZM151 241H152V240H151ZM184 241H185V240H184ZM189 241H190V240H189ZM210 241H211V240H210ZM238 241H239V240H238ZM252 241H253V240H252ZM263 241H264V240H263ZM62 242H63V241H62ZM95 242H96V241H95ZM131 242H132V241H131ZM146 242H147V241H146ZM172 242H173V239H172ZM176 242H177V241H176ZM182 242H183V241H182ZM207 242H208V241H207ZM212 242H213V241H211V243H212ZM215 242H216V241H215ZM239 242H240V241H239ZM242 242H243V241H242ZM254 242H255V240H254ZM256 242H257V241H256ZM55 243H56V242H55ZM112 243H113V242H112ZM118 243H119V242H118ZM141 243H142V242H141ZM156 243H155V244H156ZM168 243H169V242H168ZM191 243H193V242H191ZM196 243H197V242H196ZM200 243H201V242H200ZM205 243H206V242H205ZM209 243H210V242H209ZM220 243H221V242L219 241V244H220ZM240 243H241V242H240ZM261 243H262V242H261ZM261 243H260V244H261ZM60 244H61V243H60ZM135 244H136V243H135ZM143 244H144V243H143ZM149 244H150V243H149ZM149 244H148V245H149ZM151 244H153V243H151ZM173 244H174V243H173ZM185 244H186V242H185ZM193 244H195V243H193ZM201 244L204 245L203 243H201ZM213 244H214V243H213ZM213 244H212V245H213ZM215 244H216V243H215ZM219 244H217V245H219ZM223 244H224V243H223ZM231 244H232V242H231ZM247 244H248V243H247ZM101 245H102V244H101ZM117 245H118V244H117ZM136 245H137V244H136ZM138 245H139V244H138ZM140 245H141V244H140ZM159 245H160V242H159ZM165 245H167L166 242H165ZM183 245H184V244H183ZM189 245H190V244H189ZM202 245H200V246L198 245V246L201 248ZM217 245H216V246H217ZM220 245H221V244H220ZM262 245H263V244H262ZM262 245H261V246H262ZM109 246H110V245H109ZM124 246H125V245H124ZM155 246H156V245H155ZM173 246H174V245H173ZM173 246H172V247H173ZM210 246H211V245H210ZM210 246L208 247L209 249H210ZM213 246H214V245H213ZM216 246H215V247H216ZM226 246H227V245H226ZM247 246H248V245H247ZM255 246H257V248H259L257 244H256ZM259 246H260V245H259ZM68 247H69V246H68ZM68 247H67V249H68ZM117 247H118V246H117ZM132 247H133V246H132ZM145 247H146V246H145ZM162 247H163V246H162ZM167 247H168V245H167ZM170 247H171V246H170ZM187 247H188V246H187ZM191 247H193V246H191ZM217 247H218V246H217ZM217 247H216V248H217ZM252 247H254V246H252ZM262 247H263V246H262ZM133 248H134V247H133ZM137 248H138V247H137ZM177 248H178V247H177ZM177 248H176V250H177ZM228 248H229V246H228ZM163 249H164V248H163ZM166 249H167V248H166ZM166 249H164V251H165ZM184 249H186V248H184ZM201 249H202V248H201ZM212 249H213V248H212ZM214 249H215V248H214ZM218 249H219V248H218ZM252 249H253V248H252ZM261 249H262V248H261ZM113 250H114V249H113ZM126 250H127V249H126ZM167 250H168V249H167ZM178 250H179V249H178ZM178 250H177V251H178ZM188 250H189V249H188ZM199 250H200V249H199ZM205 250H208V249H205ZM205 250H202V251H205ZM220 250H221V249H220ZM232 250H233V249H232ZM239 250H240V249H239ZM246 250H247V249H246ZM248 250H249V248H248ZM57 251H58V250H57ZM65 251H66V250H65ZM111 251H112V250H111ZM132 251H133V250H132ZM185 251H186V250H185ZM185 251H184V252H185ZM202 251H200V252H202ZM213 251H214V250H213ZM253 251H254V250H253ZM130 252H131V251H130ZM137 252H138V251H137ZM140 252H141V250H140ZM166 252H167V251H166ZM166 252H165V253H166ZM180 252H181V251H180ZM191 252H193V251H191ZM194 252H195V251H194ZM205 252H206V251H205ZM209 252H210V251H209ZM224 252H225V251H224ZM224 252H223V253H224ZM240 252H241V250H240ZM242 252H244V251H242ZM249 252H250V251H249ZM263 252H264V251H263ZM155 253H156V252H155ZM155 253H154V254H155ZM162 253H163V252H162ZM165 253H163V255H164ZM167 253H168V252H167ZM172 253H174V251H172ZM212 253H213V252H212ZM221 253H222V252H221ZM256 253H257V252H256ZM145 254H146V253H145ZM149 254H150V253L148 252V255H149ZM154 254H153V255H154ZM159 254H160V253H159ZM183 254H184V253H183ZM187 254H188V253H187ZM187 254H186V255H187ZM201 254H203V253H201ZM225 254H226V253H225ZM236 254H237V253H236ZM238 254H239V253H238ZM241 254H243V253H241ZM257 254H258V253H257ZM257 254H256V255H257ZM123 255H124V254H123ZM129 255H131V254H129ZM139 255H140V254H139ZM141 255H143V254H141ZM156 255H157V253H156ZM179 255H180V254H179ZM196 255H197V254H195V256H196ZM203 255H204V254H203ZM203 255H202V256H203ZM208 255H210V254H208ZM216 255H217V253H216ZM231 255H232V254H231ZM233 255H234V254H233ZM250 255H252V254H250ZM260 255H263V254H260ZM80 256H81V255H80ZM133 256H134V255H133ZM145 256H146V255H145ZM165 256H166V255H165ZM184 256H185V255H183V257H184ZM189 256H191L190 253H189ZM192 256H193V255H192ZM197 256H198V255H197ZM202 256H199V257L202 258ZM214 256H215V255H214ZM222 256H223V255H222ZM225 256H227V255H225ZM228 256H230V255H228ZM241 256H242V255H241ZM252 256H253V255H252ZM257 256H259V255H257ZM139 257H140V256H139ZM152 257H153V256H152ZM187 257H188V256H187ZM239 257H240V256H239ZM248 257H249V256H248ZM254 257H255V255H254ZM254 257H253V258H254ZM39 258H40V257H39ZM145 258H146V257H145ZM161 258H162V257H161ZM190 258H191V257H190ZM196 258H198V257H196ZM196 258H192V259H190V260L196 262ZM216 258H217V257H216ZM222 258H223V257H222ZM261 258H262V257H261ZM34 259H35V258H34ZM142 259H144V258H142ZM146 259H148V258H146ZM152 259H153V258H151V260H152ZM158 259H160V258L158 257ZM175 259H176V258H175ZM183 259H187V258H183ZM204 259H205V258H204ZM209 259H211V258H209ZM213 259H214V258H213ZM227 259H228V258H227ZM245 259H246V258H245ZM254 259H255V258H254ZM131 260H132V259H131ZM139 260H140V259H139ZM164 260H165V259H164ZM170 260H171V259H170ZM177 260H178V259H177ZM190 260H189V262H191ZM198 260H199V259H198ZM200 260H201V259H200ZM207 260H208V259H207ZM231 260H232V256H231ZM248 260L250 261V259H248ZM257 260H258V259H257ZM71 261H72V260H71ZM128 261H130V260H128ZM154 261H155V260H154ZM183 261H185V260H183ZM201 261H202V260H201ZM201 261H200V262H201ZM209 261H210V260H209ZM209 261H208V262H209ZM214 261H215V260H214ZM218 261H221V259H220V260L218 259ZM218 261H217V262H218ZM222 261H223V259H222ZM225 261H226V259H225ZM229 261H230V260H229ZM234 261H235V260H234ZM240 261H241V260H240ZM246 261H247V260H246ZM249 261H248V262H249ZM255 261H256V260H255ZM255 261H253V262H255ZM258 261H259V260H258ZM262 261H263V260H262ZM118 262H119V261H118ZM125 262H127V261L125 260ZM130 262H131V261H130ZM173 262H174V261H173ZM180 262H181V261H180ZM251 262H252V261H251ZM251 262H250V264H252ZM90 263H92V262H90ZM127 263H128V262H127ZM137 263H138V262H136V264H137ZM141 263H142V262H139V264H141ZM145 263H146V262H145ZM153 263H154V262H153ZM161 263H162V262H161ZM170 263H171V262H170ZM182 263H183V262H182ZM182 263H181V264H182ZM184 263H186V261H185ZM196 263L198 264V262H196ZM206 263H207V262H206ZM219 263H220V262H219ZM219 263H216V264H219ZM230 263H231V261H230ZM230 263H229V264H230ZM236 263H237V262H236ZM246 263H247V262H246ZM258 263H259V262H258ZM260 263H261V262H260ZM85 264H86V263H85ZM95 264H96V262H95ZM131 264H132V263H131ZM133 264H134V263H133ZM177 264H178V263H177ZM186 264H187V263H186ZM202 264H203V263H202ZM224 264H226V263H224ZM231 264H232V263H231ZM240 264H241V263H240ZM242 264H243V263H242ZM254 264H255V263H254ZM263 264H264V263H263Z\"/></svg>",
	"mask_w": 264,
	"mask_h": 264
}]
</instances>
